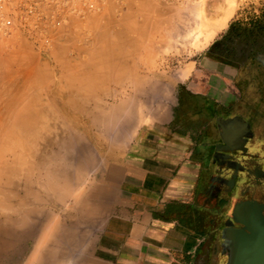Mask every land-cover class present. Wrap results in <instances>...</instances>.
Instances as JSON below:
<instances>
[{
  "label": "rangeland",
  "instance_id": "rangeland-1",
  "mask_svg": "<svg viewBox=\"0 0 264 264\" xmlns=\"http://www.w3.org/2000/svg\"><path fill=\"white\" fill-rule=\"evenodd\" d=\"M224 1L105 0L48 49L22 35L0 39V264L88 262L113 209L108 169L138 130L172 114L216 48L229 52L236 81L251 80L254 57L248 73L235 62L264 45L255 37L264 0H236L216 31Z\"/></svg>",
  "mask_w": 264,
  "mask_h": 264
},
{
  "label": "crops",
  "instance_id": "crops-1",
  "mask_svg": "<svg viewBox=\"0 0 264 264\" xmlns=\"http://www.w3.org/2000/svg\"><path fill=\"white\" fill-rule=\"evenodd\" d=\"M199 68L195 76L204 79L182 86L183 103L192 106L186 110L190 121L178 119L179 99L170 116L140 128L109 167L113 209L92 257L82 264H228L232 251L223 232L235 206L246 202L255 205L254 228L263 230L257 226L258 202L242 201L234 189L249 183L237 180L245 169L234 163L222 177V156L231 159L230 144L242 143L237 127L222 117V109L238 102V69L212 56ZM257 135L263 150L253 152L264 159V131ZM222 137L231 146L223 153ZM222 243L230 248L228 260L220 255Z\"/></svg>",
  "mask_w": 264,
  "mask_h": 264
},
{
  "label": "flooded vegetation",
  "instance_id": "flooded-vegetation-1",
  "mask_svg": "<svg viewBox=\"0 0 264 264\" xmlns=\"http://www.w3.org/2000/svg\"><path fill=\"white\" fill-rule=\"evenodd\" d=\"M259 24L260 25L256 27L257 31L255 33V37H259L261 35L264 38V15L262 17V21ZM263 46L250 49L248 54L239 55L240 57L237 58L243 60L241 62H235L241 71L239 74H243L244 72L248 73L247 68L249 66V62L254 61L253 57L258 64V68L254 71L251 70V80H241L237 83V87L239 89V93L237 95V104L235 105L234 103H231L232 105L227 107L226 110L222 109V117H224V119H222L226 120L227 123L231 122V124H234V126L237 127V136H241L242 140V143L238 141L237 143L230 144L235 148L231 153V159L224 160L222 156V166H225L224 168L222 167V177L226 172L231 171V169H226V166H234V163L239 162L242 168L245 169V171H240L238 173L237 180L245 179L248 180L249 183L243 187L239 186L235 187L234 189L238 191L237 195L242 201L254 200L258 202L256 214L259 216V222L257 223V226L259 229L264 230V159L260 157L259 153L253 152V150L260 152L263 150V144L260 143V137L257 135L260 131H264V96L261 94L263 93L262 88L264 81L260 80L259 78V76H262V73L264 74V65L258 61L259 56H264ZM210 56L219 59L220 61L229 62L227 59H225V57L222 59V48H219V50L217 48L214 49V51L210 53ZM251 67L253 69V66ZM253 83H256L259 87H261V89L259 88L260 94L254 98L246 97V88L251 86ZM183 92L184 90L181 87L177 98V101L180 99L181 104L178 108H176V115L178 119H181L185 123L190 121L186 118L188 114L186 110L192 108V106L183 103L185 102V97L187 96L185 95L186 93L183 95ZM230 145L224 144L222 137V153L225 148L231 147ZM243 149L246 150L244 151ZM258 168L261 169L263 174L258 172ZM247 171L251 172L249 173ZM232 173H234V171H232ZM232 173L230 174V177L234 176ZM227 186L228 190H230V182L227 183ZM250 188L253 190L251 191ZM235 227L244 228L243 225L239 224H235ZM230 254V248L228 246L226 247L222 243L220 247V255L222 258L228 260Z\"/></svg>",
  "mask_w": 264,
  "mask_h": 264
},
{
  "label": "built area",
  "instance_id": "built-area-1",
  "mask_svg": "<svg viewBox=\"0 0 264 264\" xmlns=\"http://www.w3.org/2000/svg\"><path fill=\"white\" fill-rule=\"evenodd\" d=\"M104 1L0 0V39L22 35L48 49L52 40L69 38L73 23L98 13Z\"/></svg>",
  "mask_w": 264,
  "mask_h": 264
},
{
  "label": "water",
  "instance_id": "water-1",
  "mask_svg": "<svg viewBox=\"0 0 264 264\" xmlns=\"http://www.w3.org/2000/svg\"><path fill=\"white\" fill-rule=\"evenodd\" d=\"M264 65V57H259ZM255 205L250 202L235 206L231 222L223 232V239L231 246L232 255L228 264H264V231L254 228L256 217L251 213ZM242 224L244 229L235 228Z\"/></svg>",
  "mask_w": 264,
  "mask_h": 264
},
{
  "label": "bare ground",
  "instance_id": "bare-ground-1",
  "mask_svg": "<svg viewBox=\"0 0 264 264\" xmlns=\"http://www.w3.org/2000/svg\"><path fill=\"white\" fill-rule=\"evenodd\" d=\"M226 1V0H225ZM224 1V2H225ZM227 3L229 4V10L228 11H226V12H224V14H223V17H222V20H220L219 22L217 21L216 22V25L214 26V29L217 31V30H221V29H223L225 26H226V24L230 21V19L232 18V16H233V13H234V10H235V8H236V0H228L227 1ZM206 5V4H205ZM204 5V6H205ZM203 6V7H204ZM227 6V5H226ZM207 9V8H206ZM208 11V10H207ZM201 13V12H200ZM201 15V14H200ZM187 16H188V14H187ZM212 17V16H211ZM192 19V18H191ZM197 19V18H196ZM192 22V21H191ZM204 23V22H203ZM177 25V24H176ZM203 25H206V24H203ZM188 26V25H187ZM181 28V27H180ZM183 29V28H182ZM211 30V29H210ZM215 30H213V34L215 33ZM162 32V31H161ZM211 32H212V30H211ZM207 33H210V32H207ZM211 34V33H210ZM206 36V35H205ZM213 35H211V37H212ZM165 37V36H164ZM190 37V36H189ZM187 39V38H186ZM206 40L207 39H209V38H205ZM164 40V39H163ZM180 40V39H179ZM205 40V41H206ZM208 42H209V40H207ZM169 43V42H168ZM203 44V43H202ZM16 119V118H15ZM18 119V118H17ZM18 121V120H17ZM33 121V120H32ZM18 123V122H17ZM22 123V122H21ZM30 123V122H29ZM35 123V122H34ZM16 124V123H15ZM26 125V124H25ZM24 125L22 124V127H23ZM21 127V128H22ZM29 128V127H28ZM31 129V128H30ZM28 130V129H27ZM26 130V131H27ZM29 131V130H28ZM5 240V239H4ZM2 241V240H1ZM7 241V240H6ZM13 243V242H12ZM1 244H3V243H1ZM3 249V248H2Z\"/></svg>",
  "mask_w": 264,
  "mask_h": 264
},
{
  "label": "trees",
  "instance_id": "trees-1",
  "mask_svg": "<svg viewBox=\"0 0 264 264\" xmlns=\"http://www.w3.org/2000/svg\"><path fill=\"white\" fill-rule=\"evenodd\" d=\"M234 31H235V29L231 28V29L227 32V34L225 35L224 39L230 38L231 35H233ZM219 43H220V42H216V43L213 45V47H212L211 50H213L214 48H216V47H217L216 45H218ZM228 54H229L228 51H227L226 53L224 52V53H223V56H222V59H223V57L226 58Z\"/></svg>",
  "mask_w": 264,
  "mask_h": 264
}]
</instances>
